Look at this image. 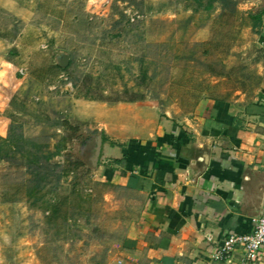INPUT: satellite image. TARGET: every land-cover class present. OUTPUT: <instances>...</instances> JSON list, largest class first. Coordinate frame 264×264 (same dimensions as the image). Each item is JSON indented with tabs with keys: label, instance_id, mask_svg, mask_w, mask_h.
Here are the masks:
<instances>
[{
	"label": "rangeland",
	"instance_id": "obj_1",
	"mask_svg": "<svg viewBox=\"0 0 264 264\" xmlns=\"http://www.w3.org/2000/svg\"><path fill=\"white\" fill-rule=\"evenodd\" d=\"M234 1L0 0V264H101L125 235L137 197L93 166L77 103L254 99L264 0Z\"/></svg>",
	"mask_w": 264,
	"mask_h": 264
},
{
	"label": "crops",
	"instance_id": "obj_2",
	"mask_svg": "<svg viewBox=\"0 0 264 264\" xmlns=\"http://www.w3.org/2000/svg\"><path fill=\"white\" fill-rule=\"evenodd\" d=\"M77 107L106 135L99 170L137 197L101 264H223L214 253L229 233L249 232L264 213V69L257 95L239 108L211 100L173 117L145 99Z\"/></svg>",
	"mask_w": 264,
	"mask_h": 264
},
{
	"label": "built area",
	"instance_id": "obj_3",
	"mask_svg": "<svg viewBox=\"0 0 264 264\" xmlns=\"http://www.w3.org/2000/svg\"><path fill=\"white\" fill-rule=\"evenodd\" d=\"M223 264H254L264 261V213L255 217L246 233H229L214 253Z\"/></svg>",
	"mask_w": 264,
	"mask_h": 264
},
{
	"label": "trees",
	"instance_id": "obj_4",
	"mask_svg": "<svg viewBox=\"0 0 264 264\" xmlns=\"http://www.w3.org/2000/svg\"><path fill=\"white\" fill-rule=\"evenodd\" d=\"M219 1L222 3L224 8H234L235 5H236L234 0H219ZM254 20H255L254 23L256 25L258 23V21H259V16L257 14H254ZM65 64H67V60L66 59L63 60L60 63L61 66L65 65ZM144 76H145V73H144ZM143 98L144 97H140V98L133 97V98H130L128 101L132 102V101H136V100H141ZM99 134L102 135V140H103V143H104L106 141V139H107L104 131H100L97 135H99ZM56 167H57V165L55 167L53 166V168H56Z\"/></svg>",
	"mask_w": 264,
	"mask_h": 264
},
{
	"label": "water",
	"instance_id": "obj_5",
	"mask_svg": "<svg viewBox=\"0 0 264 264\" xmlns=\"http://www.w3.org/2000/svg\"><path fill=\"white\" fill-rule=\"evenodd\" d=\"M102 146H103V140H102V135H97L96 136V145L94 147V152L93 155L91 157V161L93 166H98V162L100 160L101 157V152H102Z\"/></svg>",
	"mask_w": 264,
	"mask_h": 264
},
{
	"label": "flooded vegetation",
	"instance_id": "obj_6",
	"mask_svg": "<svg viewBox=\"0 0 264 264\" xmlns=\"http://www.w3.org/2000/svg\"><path fill=\"white\" fill-rule=\"evenodd\" d=\"M95 145H96V140H95Z\"/></svg>",
	"mask_w": 264,
	"mask_h": 264
}]
</instances>
